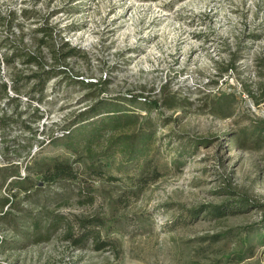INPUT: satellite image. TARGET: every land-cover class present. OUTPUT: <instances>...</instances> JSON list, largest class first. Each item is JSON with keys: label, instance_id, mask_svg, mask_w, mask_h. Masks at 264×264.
I'll use <instances>...</instances> for the list:
<instances>
[{"label": "rangeland", "instance_id": "1", "mask_svg": "<svg viewBox=\"0 0 264 264\" xmlns=\"http://www.w3.org/2000/svg\"><path fill=\"white\" fill-rule=\"evenodd\" d=\"M10 12L14 24L0 23V78L18 101L0 94V119H7L0 167L17 164L31 185L29 200L19 195L11 211L15 227L22 231L23 210L43 212L44 223L100 218L101 239H113L115 248H74L62 230L45 242H23L14 225L1 223L0 264H264V103L254 104L241 86L264 80L257 67L264 62V0H0V19ZM42 25L52 30L40 44ZM64 42L79 51L65 62ZM17 47L43 58L51 73L42 103L29 98L32 84L18 95L10 89L15 76L41 72L2 63ZM131 96L147 104L130 105ZM98 100L138 114L134 128L122 131L131 139L151 121L147 156L116 154L99 177L73 164L84 169L77 181L44 182L50 161L76 159L59 135ZM32 119L39 131L33 137L22 129ZM120 133L103 135L94 151ZM77 149L84 158L82 143ZM80 191L93 202L79 204ZM0 195L9 197L6 185ZM237 197L251 208L188 218L190 210Z\"/></svg>", "mask_w": 264, "mask_h": 264}, {"label": "trees", "instance_id": "2", "mask_svg": "<svg viewBox=\"0 0 264 264\" xmlns=\"http://www.w3.org/2000/svg\"><path fill=\"white\" fill-rule=\"evenodd\" d=\"M22 15H25L26 10L21 11ZM15 13L10 12L7 20L0 19V23L3 25L11 27L14 23ZM52 29L46 25H42L36 29V32L41 34L39 39L40 44L44 43V36L47 37ZM67 50L65 53L59 54L58 50H51L54 54V60L59 62H65L66 58H71L76 56L79 52L76 47H70L68 42L62 44ZM55 48V47H53ZM11 54L5 56L2 59V63L5 65H11L16 61H20V64L25 68L36 67L40 69L41 72H36L26 76H15L11 80L10 89L18 95L21 88H24L32 84L28 96L31 100H36L38 103H42L44 96L43 91L46 82L51 78V73L49 70H43V58L38 57L28 53L23 48H12ZM59 54L61 59H57ZM230 69L233 65H229ZM257 67L260 70H264L263 59H259ZM226 69L224 72H227ZM81 85L85 87L93 86L92 82H87ZM247 96L254 102V104L259 105L264 103V80L257 81L253 83V86L246 87L242 82ZM0 94L2 98H6L10 102L18 101L17 97L10 98L7 93V84L0 78ZM130 105L139 104V102H145V100L139 101L136 96H131L127 99ZM21 114H17L16 118L19 119ZM4 117H1L0 129L6 127ZM38 120V119H37ZM139 120L138 114L129 113L127 110L118 108L116 102L98 100L96 103L92 104L89 108L80 113L74 121L67 124L63 128V133L59 135L65 139V148L69 152L76 154V159L72 161L68 160H52L49 166H46L45 173L43 174V180L46 183H56V182H68L77 181L80 179L83 170L87 171V174H92L97 177L104 175L112 165L113 158L116 154L126 157L127 161H134L140 158L146 157L151 149V145L154 138V130L152 128L151 121L146 122V129L141 131L136 137H131L122 131H131ZM18 121V120H17ZM36 121L32 119L30 123L22 122V129L29 131L33 136H35L39 131L35 127L34 123ZM148 124V125H147ZM264 130L263 127L258 128V133ZM120 131L121 133L111 139L107 140L105 147L102 151L96 153L93 149V145H98L101 141L103 135L114 133ZM135 136V135H134ZM52 142V141H51ZM82 143L85 149L84 158L78 154V146ZM34 155L31 156V159ZM7 165L0 167V189L4 185L8 188L9 197H4L0 195V225L1 223L7 224L12 228L14 225L15 232L19 233V239L23 242H32L38 244L41 242L48 241L51 236L58 230H62V238L67 241L74 248H83L88 242H91L93 249L95 251H101L105 248H115V241L111 238L101 239V232L105 228V221L100 218H78L75 217L74 223H69L65 221L62 216H55L50 220L46 221V215L43 212L32 213L30 211H22L23 214L20 216L21 222L23 223L22 231H18L15 227V221L12 216V210L17 209V198L19 195L22 196L23 201H28L30 196L31 185H28L29 178L22 177L17 164H12L10 160H7ZM75 166H80L83 164L84 169H79ZM10 180V181H9ZM228 195L235 196L234 192L227 191ZM79 204H89L93 202V197L89 193L84 192L77 193ZM251 208V203L245 197H237L235 199L227 200L219 205H205L199 207L198 209L190 210L187 212L188 218L194 220L198 216L204 213L205 217L210 219H221L228 215H235L243 213L245 210ZM264 218V217H263ZM45 224V225H44ZM259 228L262 230L260 237L264 240V219L260 223ZM2 231V230H0ZM4 241L0 240V248L3 246ZM242 257H239L238 260Z\"/></svg>", "mask_w": 264, "mask_h": 264}]
</instances>
